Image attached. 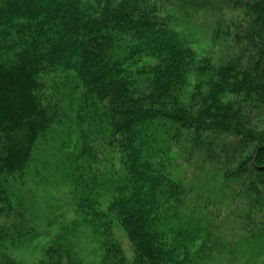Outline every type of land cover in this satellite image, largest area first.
Instances as JSON below:
<instances>
[{
    "label": "trees",
    "instance_id": "trees-1",
    "mask_svg": "<svg viewBox=\"0 0 264 264\" xmlns=\"http://www.w3.org/2000/svg\"><path fill=\"white\" fill-rule=\"evenodd\" d=\"M221 1L217 57L186 34L205 0H0V247L84 264V227L100 264H256L264 0ZM30 175L63 183L76 217L50 222L48 242L21 193ZM190 177L220 182L215 218Z\"/></svg>",
    "mask_w": 264,
    "mask_h": 264
},
{
    "label": "rangeland",
    "instance_id": "rangeland-1",
    "mask_svg": "<svg viewBox=\"0 0 264 264\" xmlns=\"http://www.w3.org/2000/svg\"><path fill=\"white\" fill-rule=\"evenodd\" d=\"M205 1L207 3L205 7L197 8L195 11L192 10L194 17L191 19V26L189 27L191 31L190 33L186 31V34L190 35L188 36L190 37V42H192L193 48L199 53L211 52L217 57L224 56V46L219 47L211 42V31L215 24V16L219 12L226 17H229L231 13L226 10L221 0ZM184 168L188 171V167L184 166ZM185 174L188 177L190 175V171ZM31 177L32 175L28 177L25 185L22 186L21 193L23 194L24 200L29 209L36 218L35 222L38 224V228L41 231L42 237L39 239V243L48 242L50 240V236L57 232L56 224L54 223L50 227V222L57 220L63 225H69L71 224L70 222L76 219V217L73 214L69 203V197L67 195L68 188L63 183L61 184L64 187L51 180L50 185L36 184ZM190 180L192 182L191 185L195 188V191L198 186H200V188L204 191H209L207 192V195L209 196L207 207L209 208V211L212 213L214 212L212 217L215 218L214 215L216 214V207L218 206V203H216L212 198L213 195L217 197L214 192V187L220 182L218 180L214 181L212 177H210L207 181L202 179L198 183L194 178L190 177ZM193 183L197 184V186L195 187ZM217 212L219 213L223 211ZM79 228L80 231H78L74 237V247L78 251L79 257L84 264H100L101 255L96 242L92 240L89 231L85 230L84 227ZM115 234L120 240L126 256L131 258L133 255L132 249L125 233L116 226ZM231 241L234 240L232 239ZM245 251L246 252H242L244 253L243 256L250 258L251 253H249V250L245 249ZM41 257L42 253L39 247L35 246L18 251L0 247V264H37ZM242 259L244 258H241V260L239 259L241 262L240 264H245ZM255 262L256 264H264V253L257 256L255 258Z\"/></svg>",
    "mask_w": 264,
    "mask_h": 264
}]
</instances>
